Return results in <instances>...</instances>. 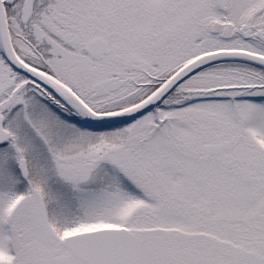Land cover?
Masks as SVG:
<instances>
[{"label":"snow or ice","instance_id":"6c2138e0","mask_svg":"<svg viewBox=\"0 0 264 264\" xmlns=\"http://www.w3.org/2000/svg\"><path fill=\"white\" fill-rule=\"evenodd\" d=\"M0 264H264V0H0Z\"/></svg>","mask_w":264,"mask_h":264}]
</instances>
